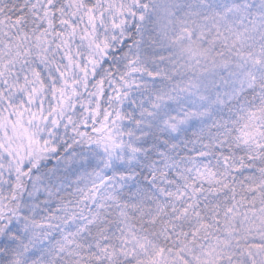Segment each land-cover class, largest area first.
Segmentation results:
<instances>
[{
  "label": "snow or ice",
  "instance_id": "snow-or-ice-1",
  "mask_svg": "<svg viewBox=\"0 0 264 264\" xmlns=\"http://www.w3.org/2000/svg\"><path fill=\"white\" fill-rule=\"evenodd\" d=\"M0 264H264V0H0Z\"/></svg>",
  "mask_w": 264,
  "mask_h": 264
}]
</instances>
